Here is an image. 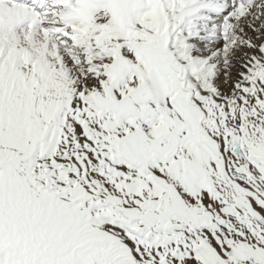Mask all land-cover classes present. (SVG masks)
Returning a JSON list of instances; mask_svg holds the SVG:
<instances>
[{"label":"snow or ice","instance_id":"1","mask_svg":"<svg viewBox=\"0 0 264 264\" xmlns=\"http://www.w3.org/2000/svg\"><path fill=\"white\" fill-rule=\"evenodd\" d=\"M0 264H264V0H0Z\"/></svg>","mask_w":264,"mask_h":264}]
</instances>
